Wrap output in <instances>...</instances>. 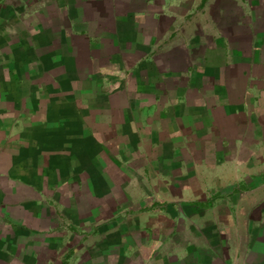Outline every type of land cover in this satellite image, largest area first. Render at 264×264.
<instances>
[{
    "label": "crops",
    "instance_id": "crops-1",
    "mask_svg": "<svg viewBox=\"0 0 264 264\" xmlns=\"http://www.w3.org/2000/svg\"><path fill=\"white\" fill-rule=\"evenodd\" d=\"M0 264H264V0H0Z\"/></svg>",
    "mask_w": 264,
    "mask_h": 264
}]
</instances>
